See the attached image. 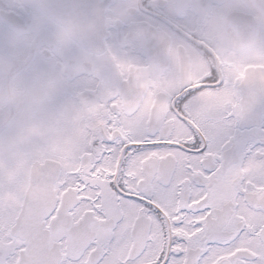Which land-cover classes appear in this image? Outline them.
<instances>
[{"label": "snow or ice", "instance_id": "1", "mask_svg": "<svg viewBox=\"0 0 264 264\" xmlns=\"http://www.w3.org/2000/svg\"><path fill=\"white\" fill-rule=\"evenodd\" d=\"M105 11L71 147L0 164V264H264V0Z\"/></svg>", "mask_w": 264, "mask_h": 264}, {"label": "flooded vegetation", "instance_id": "2", "mask_svg": "<svg viewBox=\"0 0 264 264\" xmlns=\"http://www.w3.org/2000/svg\"><path fill=\"white\" fill-rule=\"evenodd\" d=\"M120 3L0 0V164L22 150L71 147L91 53L110 25L105 9Z\"/></svg>", "mask_w": 264, "mask_h": 264}]
</instances>
